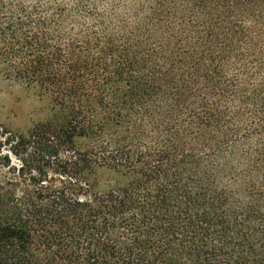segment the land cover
Here are the masks:
<instances>
[{"label": "trees", "instance_id": "1", "mask_svg": "<svg viewBox=\"0 0 264 264\" xmlns=\"http://www.w3.org/2000/svg\"><path fill=\"white\" fill-rule=\"evenodd\" d=\"M0 77V264H264V0H0Z\"/></svg>", "mask_w": 264, "mask_h": 264}, {"label": "rangeland", "instance_id": "2", "mask_svg": "<svg viewBox=\"0 0 264 264\" xmlns=\"http://www.w3.org/2000/svg\"><path fill=\"white\" fill-rule=\"evenodd\" d=\"M61 116V106L52 101L49 93L0 77V155H9L13 166L18 167L21 164L20 159L11 151L13 139L27 135L39 123L58 120L57 117ZM151 122L152 120L148 119L143 123L147 130L151 128ZM91 139L86 141L91 142ZM4 162L6 160L2 158L0 176L5 183V180L17 173L9 166H2ZM117 178L112 173H103L99 182L100 187L108 188Z\"/></svg>", "mask_w": 264, "mask_h": 264}]
</instances>
